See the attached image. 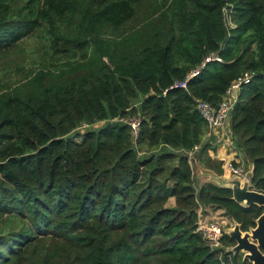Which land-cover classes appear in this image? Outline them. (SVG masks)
Masks as SVG:
<instances>
[{"label": "trees", "instance_id": "1", "mask_svg": "<svg viewBox=\"0 0 264 264\" xmlns=\"http://www.w3.org/2000/svg\"><path fill=\"white\" fill-rule=\"evenodd\" d=\"M0 65V264H251L199 209L249 230L264 207L196 184L188 153L225 173L197 104L251 73L231 129L264 192V0H0Z\"/></svg>", "mask_w": 264, "mask_h": 264}, {"label": "built area", "instance_id": "2", "mask_svg": "<svg viewBox=\"0 0 264 264\" xmlns=\"http://www.w3.org/2000/svg\"><path fill=\"white\" fill-rule=\"evenodd\" d=\"M216 59L221 61V58L216 55L209 56L205 60V62L199 68L194 69L185 80H177L172 87L187 88L188 81L191 78L197 76L207 62ZM251 78L252 74L246 73L244 76L235 80L227 90L224 99L217 108L207 101L198 102L197 109L208 123V133L206 137L207 139H211L215 133L223 131L224 137H226L228 141L232 142L233 132L231 129V124H229L231 122L232 111L243 84L249 83L251 81ZM119 120L129 124L132 127L133 135L135 137L138 136L141 122L140 117L135 116L131 118H121ZM227 126H229L228 129H226ZM199 147L200 146H196L195 150L191 152V154L193 155L194 152L198 151ZM242 161L245 160H240L239 162L236 161V164H234V162L228 164L224 174L245 177L248 170L247 167L243 165L244 162ZM204 211L205 210H203L202 208L201 210L199 209L197 231L203 236V238L212 248H221L223 247L222 238L225 233L223 223L219 219L207 218V216L204 214Z\"/></svg>", "mask_w": 264, "mask_h": 264}, {"label": "water", "instance_id": "3", "mask_svg": "<svg viewBox=\"0 0 264 264\" xmlns=\"http://www.w3.org/2000/svg\"><path fill=\"white\" fill-rule=\"evenodd\" d=\"M254 166L250 168L245 177L238 175L219 174L213 169L202 168L200 175L209 177L208 182H214L219 186L230 189L233 199L243 207L258 205L264 207V192L256 190L252 186ZM256 225L249 230H243L242 224L233 221L234 226L224 232L235 240V245L227 251L233 254H243V260L251 264H264V212L256 219Z\"/></svg>", "mask_w": 264, "mask_h": 264}, {"label": "rangeland", "instance_id": "4", "mask_svg": "<svg viewBox=\"0 0 264 264\" xmlns=\"http://www.w3.org/2000/svg\"><path fill=\"white\" fill-rule=\"evenodd\" d=\"M225 10V16H226V20H227V24L229 25V26H233V21L231 20V16H230V12L228 11V9H224ZM1 66V65H0ZM21 75H22V73H21ZM240 94V93H239ZM88 126H87V124H84L83 126H82V131H83V129L84 128H87ZM221 133H223V132H221ZM79 140H81V139H79ZM206 140H208L211 144L212 143H215L214 142V140H212V139H206ZM226 144L228 145V146H230V148H236V145H235V143H234V139H233V135H232V142H226ZM214 145V144H213ZM239 151V150H238ZM191 154V152L190 153H188V156H189V159H190V162H191V165H192V168H193V172H194V176H195V182H196V184H198V185H202L204 182H208V179H209V177L208 176H206V175H200V170H201V167L202 168H207L205 165H203L202 163H200L199 161H198V159H197V151L196 152H194V154L192 155H190ZM244 158H245V156L243 155V154H241ZM212 157V156H211ZM243 158V159H244ZM214 159H216V160H223L224 162H223V165H224V168H225V170H226V167H227V165L228 164H230L231 162H236V161H240L241 160V158H235V159H231V161H225L224 159H221V158H214ZM242 159V160H243ZM248 163H247V162ZM242 162H244L243 163V165L245 166V167H247V170L249 171L250 170V168L253 166V164L250 162L249 163V161H248V159L247 160H245V161H242ZM201 164V165H200ZM210 169V168H209ZM226 175V174H225ZM174 203L175 202H171V200H169V202H168V205H174ZM201 208L203 209V210H208V213L206 214V216H207V218H209V219H219L222 223H223V226H224V230L225 229H227V228H230V227H232V226H234V223H233V221L232 220H230V219H228L227 217H225L221 212H219V211H213V209H211V208H209V207H200V210H201ZM230 246H226V245H224V243H223V248H225L226 250L229 248ZM242 254V253H241Z\"/></svg>", "mask_w": 264, "mask_h": 264}, {"label": "crops", "instance_id": "5", "mask_svg": "<svg viewBox=\"0 0 264 264\" xmlns=\"http://www.w3.org/2000/svg\"><path fill=\"white\" fill-rule=\"evenodd\" d=\"M229 124H231V122ZM228 127L229 126H227L226 129H228ZM221 132H223V131H219V132L215 133L211 138L212 140H214L215 143H212V144H214L213 145L214 149H213V151H211L210 156H212V158H221V159H224L225 161H231V159L233 160L235 158H241V160H242L244 157L241 155V153H239V151L236 148H230V146H228L226 144V142H230V141H228L226 139V137H224L223 133H221ZM250 162L251 161H249V163ZM169 200H171V202H175V198H171ZM205 211L208 212V210H205ZM218 211L223 214L222 210H218ZM225 217H227V216H225Z\"/></svg>", "mask_w": 264, "mask_h": 264}]
</instances>
